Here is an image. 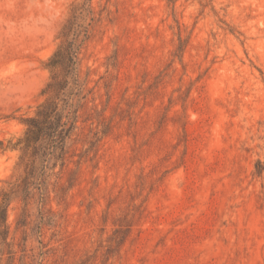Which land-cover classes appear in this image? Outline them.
Instances as JSON below:
<instances>
[{"label":"rangeland","instance_id":"374dc122","mask_svg":"<svg viewBox=\"0 0 264 264\" xmlns=\"http://www.w3.org/2000/svg\"><path fill=\"white\" fill-rule=\"evenodd\" d=\"M80 1L0 0V189ZM92 2L66 166L0 264H264V0Z\"/></svg>","mask_w":264,"mask_h":264},{"label":"trees","instance_id":"16d2710c","mask_svg":"<svg viewBox=\"0 0 264 264\" xmlns=\"http://www.w3.org/2000/svg\"><path fill=\"white\" fill-rule=\"evenodd\" d=\"M96 21L92 0H81L72 4L69 17L62 24L58 34L59 43L45 62L50 77L43 89L45 100L38 105L32 116L24 119V136L11 147L21 149V171L0 189V254L11 246L8 220L11 204L16 200H28L38 195H47L48 173L54 171L58 162L61 170L66 166L67 143L72 137L79 120L78 101L84 93V83L79 75V55L91 36ZM177 52H182L186 40L179 37ZM256 172L264 174V162L258 159ZM43 198L42 196H40ZM18 226L24 221L18 220ZM9 259L15 251L9 250Z\"/></svg>","mask_w":264,"mask_h":264}]
</instances>
